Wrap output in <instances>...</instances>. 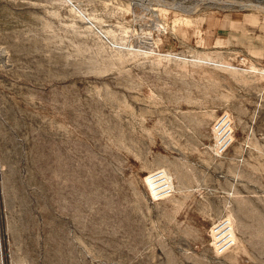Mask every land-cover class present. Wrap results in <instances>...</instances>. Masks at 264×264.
Returning a JSON list of instances; mask_svg holds the SVG:
<instances>
[{
    "label": "rangeland",
    "instance_id": "rangeland-1",
    "mask_svg": "<svg viewBox=\"0 0 264 264\" xmlns=\"http://www.w3.org/2000/svg\"><path fill=\"white\" fill-rule=\"evenodd\" d=\"M0 264H264V0H0Z\"/></svg>",
    "mask_w": 264,
    "mask_h": 264
},
{
    "label": "built area",
    "instance_id": "built-area-1",
    "mask_svg": "<svg viewBox=\"0 0 264 264\" xmlns=\"http://www.w3.org/2000/svg\"><path fill=\"white\" fill-rule=\"evenodd\" d=\"M214 135L211 150L217 155L226 152L234 141L233 122L228 115L219 117L212 127ZM148 182L152 184L156 195L169 196L174 190L171 176L163 171L149 176ZM231 230V233H230ZM220 232H223L220 235ZM213 238L219 250H225L233 242V232L230 224L221 223L213 229Z\"/></svg>",
    "mask_w": 264,
    "mask_h": 264
},
{
    "label": "bare ground",
    "instance_id": "bare-ground-1",
    "mask_svg": "<svg viewBox=\"0 0 264 264\" xmlns=\"http://www.w3.org/2000/svg\"><path fill=\"white\" fill-rule=\"evenodd\" d=\"M223 232H220V235L222 234Z\"/></svg>",
    "mask_w": 264,
    "mask_h": 264
}]
</instances>
